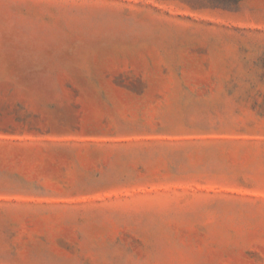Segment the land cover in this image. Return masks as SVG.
Listing matches in <instances>:
<instances>
[{"label":"rangeland","instance_id":"1","mask_svg":"<svg viewBox=\"0 0 264 264\" xmlns=\"http://www.w3.org/2000/svg\"><path fill=\"white\" fill-rule=\"evenodd\" d=\"M0 264H264V0H0Z\"/></svg>","mask_w":264,"mask_h":264}]
</instances>
